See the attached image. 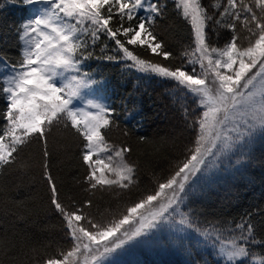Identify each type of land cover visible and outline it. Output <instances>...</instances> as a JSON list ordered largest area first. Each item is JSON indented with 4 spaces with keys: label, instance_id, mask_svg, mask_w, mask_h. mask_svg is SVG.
Instances as JSON below:
<instances>
[{
    "label": "snow or ice",
    "instance_id": "snow-or-ice-1",
    "mask_svg": "<svg viewBox=\"0 0 264 264\" xmlns=\"http://www.w3.org/2000/svg\"><path fill=\"white\" fill-rule=\"evenodd\" d=\"M8 2L30 15L0 19V43L22 42L16 62L0 49V264H107L137 248L180 252L188 264H212L202 255L207 249L220 264H264V209L226 220L209 218L201 203L221 179L245 175L264 140V0H173L191 27L179 52L162 29L165 0ZM220 29L223 44L212 39ZM93 59L174 82L182 125L134 139L122 129L124 139L112 140L122 113L97 96L105 81L87 70ZM57 132L66 156L77 149L84 172L73 180L81 192H132L142 174L151 189L123 211L95 215L93 200L66 191L53 169ZM184 133L191 139L178 151ZM33 145L36 156L26 158ZM32 188L21 198V189ZM49 212L60 222L58 239L37 236L38 218Z\"/></svg>",
    "mask_w": 264,
    "mask_h": 264
},
{
    "label": "trees",
    "instance_id": "trees-1",
    "mask_svg": "<svg viewBox=\"0 0 264 264\" xmlns=\"http://www.w3.org/2000/svg\"><path fill=\"white\" fill-rule=\"evenodd\" d=\"M168 5L167 18L162 23V29L168 38L172 48L179 52L182 46L190 42L191 27L180 17L174 8L173 0H165ZM3 7H0V19L9 23H19L26 18L28 9H22L19 6L12 5L8 0H0ZM213 42L223 44L227 39V32L219 30V36L213 35ZM5 36L0 33V41H4ZM111 46V42H108ZM98 44L97 55L100 54ZM21 42L15 36L7 38L6 43H0V49L8 52L12 62H16L19 57ZM142 56H149V53L143 49L137 50ZM156 59L155 57H149ZM91 70L97 73L96 78L104 80L102 98L108 104L114 105L121 111L120 129H112L109 133L112 140L119 142L124 139L122 129L129 130L133 139L136 135H158L169 132L176 126L182 125L181 93L175 89L174 82L163 78L150 76L140 73L135 69L125 68L122 63H113L105 60H89L86 62ZM99 97V95L97 94ZM123 102V103H122ZM187 106L194 108L192 101L187 100ZM5 107V101L0 96V110ZM131 111L133 115L125 119V112ZM180 129L177 128V132ZM57 152L52 158L53 169L66 182V191L79 193V198L85 197L93 200L94 207L91 211L99 216H107L112 213L123 211L124 207L132 200L136 199L145 189H151L148 176H141V185L132 192L114 191H96L94 195L80 191L79 185L73 180L83 176L84 170L80 167L77 155V149L72 148L70 156L64 154L61 147L65 143V137L62 132H57ZM191 139L189 133L178 135L176 138L177 150ZM37 146L33 145L30 152L26 153V158L35 157ZM256 160L247 170L245 175L235 180L221 179L214 190L208 192L206 196L202 195V206L210 213L209 218L220 217L226 220H239L247 211L264 209V140H258L255 152ZM164 167V165H161ZM35 189H21L19 195L27 199L30 192ZM39 227L43 231H38L37 236L40 239H58L61 230L60 222L55 214L49 212L42 214L39 218ZM18 228H28L29 231H36V228L29 221H17ZM212 264H220L215 261L212 250L207 249L202 253ZM188 257L176 251L161 252L150 257L144 255L139 264H188ZM197 260L201 255H197Z\"/></svg>",
    "mask_w": 264,
    "mask_h": 264
},
{
    "label": "rangeland",
    "instance_id": "rangeland-1",
    "mask_svg": "<svg viewBox=\"0 0 264 264\" xmlns=\"http://www.w3.org/2000/svg\"><path fill=\"white\" fill-rule=\"evenodd\" d=\"M30 15V12L27 13L26 18ZM22 45V42H21ZM98 95L102 96V91L100 93H97ZM102 98V97H100ZM105 103H107L106 100H104ZM161 254L159 251H148L144 249H133L126 253H122L118 257H116L115 261H108L107 264H139L142 261V258L144 255H149L150 257L156 255V257Z\"/></svg>",
    "mask_w": 264,
    "mask_h": 264
}]
</instances>
